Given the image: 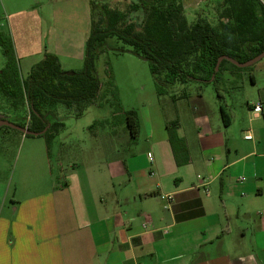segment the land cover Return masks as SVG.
<instances>
[{"label":"crops","instance_id":"crops-1","mask_svg":"<svg viewBox=\"0 0 264 264\" xmlns=\"http://www.w3.org/2000/svg\"><path fill=\"white\" fill-rule=\"evenodd\" d=\"M182 3L203 9L213 25L228 23L223 0ZM90 31L79 33L82 63ZM245 82L258 93L237 109L233 95ZM218 90L217 107L203 99L191 133L180 117L138 112L139 135L145 130L151 145L143 161L103 137V149L95 144L100 158L80 159L65 182L42 193L28 185L21 197L0 193V264H264V58L249 76L225 67ZM175 120L190 159L183 166L166 129ZM128 136L118 139L128 144ZM171 194L168 205L161 196Z\"/></svg>","mask_w":264,"mask_h":264},{"label":"rangeland","instance_id":"rangeland-1","mask_svg":"<svg viewBox=\"0 0 264 264\" xmlns=\"http://www.w3.org/2000/svg\"><path fill=\"white\" fill-rule=\"evenodd\" d=\"M87 1L0 0V39L2 37L3 41L6 40L5 43L13 51L14 60L11 65L17 71L19 83L27 80L32 68L47 54H56L63 70L70 72L83 68L80 34L91 25L90 4L86 9L89 20L85 19ZM104 2L112 9L127 12L132 0H106L102 3ZM199 12L203 11H185L188 21L194 22ZM129 15L136 23L140 22L137 17L139 14L132 12ZM122 46L116 39H108V49L97 63L104 99L100 98L96 104L86 106L80 116L76 115L73 107L58 105L57 108L50 109L49 117L53 118L52 121L60 119L64 124L51 140L48 154L51 157L50 166L45 164V137L25 136L27 138L22 141L20 131L0 127V193L21 197L25 191L28 192V185L35 186V189L32 188L33 192L36 190L35 193H42L53 186L52 181L65 182L66 176L76 168L74 164L80 159L90 162L94 158H100L95 144L103 149V137L112 140V149L122 144L127 147L128 153L137 152L139 161H143L144 156L151 151V145L146 141L145 130H142L138 138L131 137L125 120L126 111L134 109L145 119L149 111L159 109L165 118H173L172 115L180 117L184 127L191 133L194 130L193 115H203V99L208 106L217 107L215 86L221 87V80L204 90L202 85L191 82L186 86L165 89L162 91L164 95H159L149 63L131 53L113 50ZM8 63L9 59L0 46V73ZM250 72V67L238 71L242 76H249ZM244 86L240 84L233 95L237 109L240 103L247 108L244 98L255 94L258 89L251 87L250 82H245ZM184 90L188 93V99H180ZM168 97H177L178 100L173 101V98L170 100ZM23 105V108L20 106L19 109L16 108L18 110H13L10 102L0 92V113L8 122L20 124L24 123V119L26 121L28 108ZM237 112L240 114L238 110ZM122 133H128V144L121 143L118 139ZM96 135L97 141L93 138Z\"/></svg>","mask_w":264,"mask_h":264},{"label":"trees","instance_id":"trees-1","mask_svg":"<svg viewBox=\"0 0 264 264\" xmlns=\"http://www.w3.org/2000/svg\"><path fill=\"white\" fill-rule=\"evenodd\" d=\"M103 1L106 0L90 3L91 31L80 71L63 70L58 57L47 54L32 68L27 80L19 83L17 71L11 65L13 51L6 40L0 39L3 53L9 59L0 73V92L13 110L20 106L23 108V104L28 108L26 121L24 119V123L16 125L35 133L46 130L41 136L46 138L48 154L52 138L64 127L60 119L52 121L50 109L58 105L73 107L76 115L80 116L86 106L104 99L97 63L108 49V39H116L123 44L113 50L131 53L149 63L159 95H164L162 91L165 89L186 86L191 82L202 85L204 90L221 80L225 67L237 72L242 70L224 60L212 80L220 57L229 56L245 63L264 52V0H223L224 9L220 11V17L228 19V23L218 25L203 18V12L198 13L194 22H189L182 0H132L127 12L112 9ZM132 12L139 14V23L130 17ZM172 98L178 100L177 97ZM188 98L184 90L180 99ZM221 112L223 120L226 119L224 111ZM124 114L131 137L138 138V112L132 109ZM166 129L177 165L188 164V150L178 135V121L167 123Z\"/></svg>","mask_w":264,"mask_h":264},{"label":"water","instance_id":"water-1","mask_svg":"<svg viewBox=\"0 0 264 264\" xmlns=\"http://www.w3.org/2000/svg\"><path fill=\"white\" fill-rule=\"evenodd\" d=\"M264 58V52L262 54H260L259 56L255 57L254 59L250 60V61H247L245 63H240L239 61L229 57V56H222L219 58L218 60V63H217V66L215 68V74L213 75V78L212 80L215 79V75L216 73H218L219 71V68H220V64L226 60V61H229L230 63H232L233 65L239 67V68H248V67H251L253 65H255L256 63H258L259 61H261L262 59ZM0 127H9V128H12V129H15V130H18L20 131L23 135L25 136H35V137H38V136H41L43 135L45 131L41 132V133H35V132H31L27 129V127H20L16 124H13V123H10L8 122L7 120H5L4 116H2L0 114Z\"/></svg>","mask_w":264,"mask_h":264},{"label":"built area","instance_id":"built-area-1","mask_svg":"<svg viewBox=\"0 0 264 264\" xmlns=\"http://www.w3.org/2000/svg\"><path fill=\"white\" fill-rule=\"evenodd\" d=\"M261 110H262L261 105H260V104H257V105L254 107V110H253V111H254L255 113H260ZM245 139H246V140H251V139H252V136H251V135H246V136H245ZM148 156H149V158H150V155H148ZM161 199H162L163 201L167 202L168 205H170V204L174 201V197H173L172 194H171V195H163V196H161Z\"/></svg>","mask_w":264,"mask_h":264}]
</instances>
